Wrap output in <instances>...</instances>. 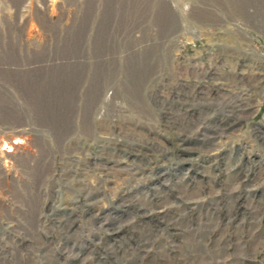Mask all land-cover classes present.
Here are the masks:
<instances>
[{
    "label": "rangeland",
    "instance_id": "1",
    "mask_svg": "<svg viewBox=\"0 0 264 264\" xmlns=\"http://www.w3.org/2000/svg\"><path fill=\"white\" fill-rule=\"evenodd\" d=\"M0 264H264V0H0Z\"/></svg>",
    "mask_w": 264,
    "mask_h": 264
},
{
    "label": "bare ground",
    "instance_id": "2",
    "mask_svg": "<svg viewBox=\"0 0 264 264\" xmlns=\"http://www.w3.org/2000/svg\"><path fill=\"white\" fill-rule=\"evenodd\" d=\"M106 53V52H105ZM106 59V58H105ZM60 100V99H59ZM6 104V103H5ZM8 104V103H7ZM66 105V104H65ZM61 112V111H60ZM7 113V112H6ZM54 115V114H53ZM57 116V115H56ZM63 123V122H62ZM58 126V125H57Z\"/></svg>",
    "mask_w": 264,
    "mask_h": 264
}]
</instances>
